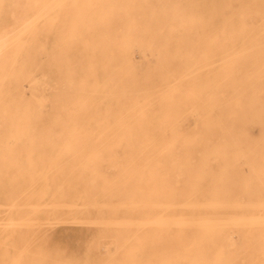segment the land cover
Returning <instances> with one entry per match:
<instances>
[{
  "label": "rangeland",
  "instance_id": "1",
  "mask_svg": "<svg viewBox=\"0 0 264 264\" xmlns=\"http://www.w3.org/2000/svg\"><path fill=\"white\" fill-rule=\"evenodd\" d=\"M0 264H264V0H0Z\"/></svg>",
  "mask_w": 264,
  "mask_h": 264
},
{
  "label": "bare ground",
  "instance_id": "2",
  "mask_svg": "<svg viewBox=\"0 0 264 264\" xmlns=\"http://www.w3.org/2000/svg\"><path fill=\"white\" fill-rule=\"evenodd\" d=\"M122 14V13H121ZM87 27H88V25H87ZM35 81H36V79H35ZM25 86V85H24ZM29 87V86H28ZM30 87H32V86H30ZM22 88H23V84H22ZM39 90V89H38ZM24 95V93H23V90H22V96ZM38 100V99H37ZM6 114V113H5ZM6 118V117H5ZM5 120V119H4ZM81 135V134H80ZM69 148V147H68ZM75 171V170H74ZM77 191V190H76ZM68 223V222H67Z\"/></svg>",
  "mask_w": 264,
  "mask_h": 264
}]
</instances>
